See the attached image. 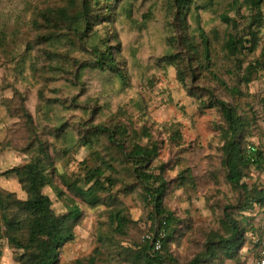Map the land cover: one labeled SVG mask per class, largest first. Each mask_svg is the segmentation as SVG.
Listing matches in <instances>:
<instances>
[{
  "label": "rangeland",
  "instance_id": "obj_1",
  "mask_svg": "<svg viewBox=\"0 0 264 264\" xmlns=\"http://www.w3.org/2000/svg\"><path fill=\"white\" fill-rule=\"evenodd\" d=\"M60 1L0 0V187L15 193L20 199L27 197L18 175L6 174V171L30 161L31 156L24 147L29 143L31 130L53 142L55 147L67 149V154L63 150V156L57 155L59 160L49 170L56 188L47 186L44 192L51 197L56 215L74 207L82 212V218L75 227L74 240L60 251V264H78L79 259L91 255L100 245L101 232L109 230L108 211L111 207L102 204L93 208L67 186L84 173L85 167L95 168L100 164L96 160L99 152L101 156L110 158L111 155L105 154L111 147L105 142L94 148L97 149L95 153L92 147L76 144L78 133L72 127H76L73 125L84 116H90L88 120L95 123L117 121L128 128V144H157L158 153L152 168L159 172L160 165L165 167L164 176L169 189L164 204L181 221L175 225L177 240L170 246L174 257L181 263L188 262L204 248L207 238L214 233L228 237L230 231L225 218L228 212L234 219L244 221L248 230L239 257L227 259L224 264H251L259 235L252 228L264 229V211L256 203L246 211L236 208L242 199L241 193L227 181L222 163L226 123L217 108L204 103L209 97L205 88L215 82L201 74L198 84L187 79L186 86L178 76L184 68L180 59H166L169 53L181 54V58L186 55L185 50L176 47L173 0H125L124 6L117 11V19L112 20L109 26L107 23L95 27L101 28L103 33L109 30L110 35L115 36L116 40L110 37V43H119V67L127 70V77L121 83L112 74L87 69L84 83L77 82L75 91L68 83L73 76H64L51 66L53 49L50 42L44 41L49 35L61 33V22L56 30L54 25L42 19L36 20L41 11ZM206 1L195 0L200 9L191 17L192 30L196 29L200 13L207 31L215 28L227 36L233 32L231 25L220 20V15L227 13L239 24L233 33L245 40L251 38L250 20L236 12L235 0H211L204 10ZM262 9L264 13V4ZM241 13L249 15L250 11L243 9ZM104 25L107 27L103 29ZM256 29L259 30L257 50H243L239 56L242 58L240 68H233V73L228 76L229 82H238L249 95L244 109L250 123L246 143L264 150V69L256 72L249 83L242 79L244 68L260 56L264 47V24ZM99 32L101 34V30ZM194 34L196 32L191 31V35ZM213 44L217 50H222L221 41ZM57 45L61 51L62 42ZM245 45L250 47L251 43L246 42ZM222 63V70L226 72L223 58ZM191 87L194 92L190 91ZM74 96L77 100L72 99ZM57 98L66 99L72 107L65 110L61 102H55ZM49 103L54 105L49 106ZM24 108L32 115L31 122L21 115ZM62 119L70 126V132L59 139L53 134L54 125H59ZM40 120L51 123L45 124L46 128ZM187 169H190L193 181L181 180L183 185L178 186L179 177ZM247 172L243 182L248 190L264 188V168L251 166ZM120 188L122 185L115 186V190ZM135 188L129 183L126 193L123 190L117 192L120 193L118 203L125 207L126 213L136 223L130 236L121 243L125 246L141 242L144 236L155 233L150 230L153 207L144 202L141 189ZM56 189L62 193L58 194ZM0 264H19L15 250L1 236ZM98 264L125 263L112 252L111 256L103 255Z\"/></svg>",
  "mask_w": 264,
  "mask_h": 264
},
{
  "label": "trees",
  "instance_id": "obj_2",
  "mask_svg": "<svg viewBox=\"0 0 264 264\" xmlns=\"http://www.w3.org/2000/svg\"><path fill=\"white\" fill-rule=\"evenodd\" d=\"M124 2L125 0H61L60 4L45 8L37 16V21L42 19L41 21L54 25L56 30L59 28L58 23L61 22V33L49 35L44 41L50 42L53 49L50 53L53 61L50 63L53 64L51 66L56 71L62 72L64 76H73L68 79L71 80L68 83L74 91L77 82L84 83L83 76L87 69L112 74L121 83L126 80L127 70L124 67L121 70L119 67V43H115L116 45L110 43V37L114 40L115 36L110 35L109 30L107 35L101 28L95 29L102 24L108 23L109 26L112 20L117 19V11L124 6ZM210 4L211 0H207L204 10ZM263 4L264 0L234 1L236 12L243 17L247 16L250 20L251 38L245 40L233 33L238 30L239 24L227 13L220 15V20L231 25L233 30L227 36L215 28L207 31L208 28L200 19V13H198L196 29L192 30L191 17L200 9L199 6H196L195 0H173L176 47L178 50H185L186 55L183 58L180 57L181 54L173 53L166 56L170 61L180 59V64H183L184 68L179 71L178 76L184 85L187 86V79L191 80L192 84H198L201 74L215 82L214 85L205 88L209 97L204 103L208 107L217 108L226 123L222 163L227 181L241 193L242 199L236 206L241 211L251 209L253 203L260 205L264 211V188L253 187L248 190L247 184L243 182L251 166L264 168V150L249 144L254 148L253 150L246 143L250 123L244 109L248 105L246 100L249 95L238 85V82H229L228 75L233 73V68H240L242 58L239 56L243 50L247 48L250 52L257 50L259 30L256 27L264 24ZM243 9L250 11V14L241 13ZM105 25L103 29L107 27ZM98 29L101 30V34ZM191 31L196 34L191 35ZM60 41L61 51L57 45ZM216 41H221L222 52L214 47L213 43ZM246 42H250L251 46L247 47ZM218 51L222 56L217 53ZM222 58L226 61L224 64L227 65L226 72L222 70ZM260 69H264V47L260 56L244 68L243 81L249 83ZM195 95L198 96L196 91ZM72 99L77 100L76 96ZM55 100L61 102L65 110L72 107L66 103V99ZM51 105L54 104L49 103V106ZM21 115L28 122L32 121V115L27 109L24 108ZM89 117L80 118L73 125L76 127H72V130H77L78 133L76 144L94 149L106 142L111 148L105 155L111 156L106 158L99 152L96 160L100 164L95 168L85 167L84 173L67 187L75 196L93 208L102 204L111 208L108 211L109 230L105 233L101 232V237L98 239L100 245L91 255L79 259L78 264H98L103 255L111 256L112 252L121 257L125 264H151L153 261H163L165 264H224L227 259L236 260L239 257V252L247 240L248 226L244 225V221L234 219L228 212L225 213L230 231L228 237L214 233L207 238L204 248L188 262L181 263L174 257L170 246L177 240L175 235L178 229L175 225L181 221L164 204L169 189V182L164 176L165 167L160 165L159 172L152 168L158 153L157 144H128L129 131L125 125L117 121L110 124L95 123L89 121ZM41 123L47 128L45 124H50L51 121H41ZM54 127L56 128L53 134L59 139L70 132V126L65 119ZM48 129L52 128L48 126ZM31 131L29 143L24 147V151L31 156L30 161L6 171V174L18 175L27 197L20 199L15 193L0 187V233L2 234L0 236L15 250V259L19 264H60V251L67 243L74 240L75 227L82 218V212L74 207L64 214H55L53 201L44 189L47 186L56 188L49 170L55 166V161L59 160L57 155L63 156V153L67 154L68 151L55 147L53 142L50 143L40 137L36 130ZM94 152L96 153L97 149H94ZM184 173L179 177L180 181H177L178 186L183 185L181 180L190 183L194 179L190 169ZM129 183L140 188L144 202L153 207L150 214L153 225L150 230L155 231L154 234L161 230L166 232V237L162 239L161 251L154 250L150 239H143L130 246L121 245L125 238L130 236V231L136 224L126 213L125 207L118 203L120 193L117 192L123 190L126 193ZM117 185H122V189L115 190ZM55 191L58 194L62 193L58 189ZM252 230L259 234L256 241L255 257H257L260 251L259 239L264 229L252 228Z\"/></svg>",
  "mask_w": 264,
  "mask_h": 264
},
{
  "label": "built area",
  "instance_id": "obj_3",
  "mask_svg": "<svg viewBox=\"0 0 264 264\" xmlns=\"http://www.w3.org/2000/svg\"><path fill=\"white\" fill-rule=\"evenodd\" d=\"M249 148H252L254 150V148L251 147L250 145H249ZM165 237H166V232L161 230L157 234L146 235L143 237V239L144 240L150 239L153 243L154 250L161 251L162 250V239ZM259 244H260L259 255L253 259L251 264H264V232L259 239ZM151 264H165V263H163V261H153Z\"/></svg>",
  "mask_w": 264,
  "mask_h": 264
}]
</instances>
